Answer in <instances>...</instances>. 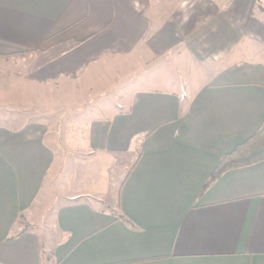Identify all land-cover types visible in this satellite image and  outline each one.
Here are the masks:
<instances>
[{"label":"crops","instance_id":"crops-1","mask_svg":"<svg viewBox=\"0 0 264 264\" xmlns=\"http://www.w3.org/2000/svg\"><path fill=\"white\" fill-rule=\"evenodd\" d=\"M0 96V264H264V0H0Z\"/></svg>","mask_w":264,"mask_h":264},{"label":"rangeland","instance_id":"rangeland-1","mask_svg":"<svg viewBox=\"0 0 264 264\" xmlns=\"http://www.w3.org/2000/svg\"><path fill=\"white\" fill-rule=\"evenodd\" d=\"M261 2L260 4H262ZM109 67H112L111 65H107V71L102 72L99 76L98 79L92 80L89 83V86H91V92H92V97L89 102L84 104L82 107L79 109H76L75 115L78 116L79 118H84V119H93V118H99L102 115L106 116L105 112H99L97 109L103 105L104 107L108 109H113L117 105V100H118V87L115 85V75L113 72V68L109 69ZM11 74L15 72V70H10L9 71ZM19 70L15 73L18 74ZM191 72H198L202 74H210L211 71L208 68H203L201 70L196 71L195 69L191 70ZM90 73V72H89ZM192 76H195V74H191ZM114 81V82H113ZM181 84L187 83L186 80L180 79ZM206 81V77L204 75L200 76L198 79H191L190 83L191 88L196 87L198 84H202ZM84 85H79V91L80 89L84 88ZM80 97V96H79ZM2 97L0 96V121L3 122L4 120L1 119H7L8 117H14L15 119H20V122L23 121L24 118V113L26 112L24 107L19 108L18 106H12L8 107L6 105H3ZM6 102H8L6 100ZM10 106V105H9ZM126 162V159H124V163ZM131 164L128 165V169ZM124 174V173H123Z\"/></svg>","mask_w":264,"mask_h":264},{"label":"trees","instance_id":"trees-1","mask_svg":"<svg viewBox=\"0 0 264 264\" xmlns=\"http://www.w3.org/2000/svg\"><path fill=\"white\" fill-rule=\"evenodd\" d=\"M261 161H264V129L258 130L249 139L236 145L230 152L222 156L201 192L205 191L211 183L228 170Z\"/></svg>","mask_w":264,"mask_h":264}]
</instances>
